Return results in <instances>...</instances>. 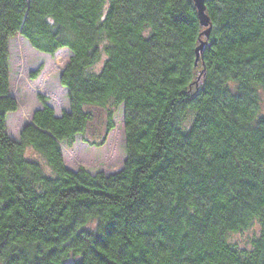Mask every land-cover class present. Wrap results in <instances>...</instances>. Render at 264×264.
Returning a JSON list of instances; mask_svg holds the SVG:
<instances>
[{"label":"trees","instance_id":"16d2710c","mask_svg":"<svg viewBox=\"0 0 264 264\" xmlns=\"http://www.w3.org/2000/svg\"><path fill=\"white\" fill-rule=\"evenodd\" d=\"M203 11L206 26L194 0H0V264H264V0ZM16 34L70 52L68 107L39 94L17 139ZM118 107L120 169L68 167L61 142L100 146Z\"/></svg>","mask_w":264,"mask_h":264},{"label":"rangeland","instance_id":"374dc122","mask_svg":"<svg viewBox=\"0 0 264 264\" xmlns=\"http://www.w3.org/2000/svg\"><path fill=\"white\" fill-rule=\"evenodd\" d=\"M9 90L16 99L17 108L7 113L6 126L9 134L18 138V132L24 123L30 120L32 111L41 105L39 94L47 97L48 103L56 113L68 107L66 89L59 83V73L68 59L70 52L63 47L54 54L35 50L21 35L12 36L9 41ZM36 75L32 77V74ZM113 121L114 127L108 132L100 146L87 145L77 134L75 141L68 145L61 142L65 164L76 169L83 166L92 172L107 173L120 169L125 158V144L122 121V109L117 108ZM258 222H252L244 230L228 233L229 240L238 245H246L250 236L257 233Z\"/></svg>","mask_w":264,"mask_h":264},{"label":"water","instance_id":"95a60500","mask_svg":"<svg viewBox=\"0 0 264 264\" xmlns=\"http://www.w3.org/2000/svg\"><path fill=\"white\" fill-rule=\"evenodd\" d=\"M194 1H195L196 9L198 11L199 22L202 25H204V26L208 25L207 16H206L205 12L203 11V8H204V0H194ZM207 29H209V27ZM207 33H208V31H205V35H207ZM197 55H198V53H197V50H196V56L195 57H197Z\"/></svg>","mask_w":264,"mask_h":264}]
</instances>
